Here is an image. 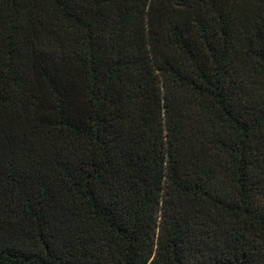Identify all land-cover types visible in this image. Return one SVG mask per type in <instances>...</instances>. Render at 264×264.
<instances>
[{"label": "trees", "instance_id": "obj_1", "mask_svg": "<svg viewBox=\"0 0 264 264\" xmlns=\"http://www.w3.org/2000/svg\"><path fill=\"white\" fill-rule=\"evenodd\" d=\"M0 148V264H264V0H0Z\"/></svg>", "mask_w": 264, "mask_h": 264}, {"label": "rangeland", "instance_id": "obj_2", "mask_svg": "<svg viewBox=\"0 0 264 264\" xmlns=\"http://www.w3.org/2000/svg\"><path fill=\"white\" fill-rule=\"evenodd\" d=\"M41 17H38L34 20L37 23L29 22V21L23 22L22 30L28 29L29 27L39 28L40 31L36 32L35 39H37V37L39 35L40 41L43 42L42 45H44L47 42L50 43V40H49L50 37L48 34H46V31H45V30H47L48 26L44 25ZM39 23H42L40 25H43V27L39 26ZM44 47H41V48L44 49L46 52H48ZM42 49L38 50V54H45V51ZM47 55L49 57L48 61H50L51 57H53V56L49 55V54H47ZM142 56H143V54H142V51L140 49H133V50L131 49L129 52V57H130L131 61H133L135 63H138L140 60H142ZM31 57H34V59L32 58L30 60H34L35 70L41 72V69L43 68V65H45V64H42L43 62H39L37 55H36V57L31 55ZM31 73L33 74L32 78L30 79L31 80V87L23 88V90H21V92H20L22 94L18 95V97L21 96L22 101L25 103L24 106L18 107V110L16 111V115H20V119H18V120L21 123H23L22 121H24V120L30 119V117H31L30 115L31 114L33 115V112L35 111L36 105L39 103V101L41 99H43L46 96V94H45L46 88H45L44 80L40 79L38 82L37 77H39L40 74H37L36 71L31 72ZM129 75H130L131 80L142 79L143 82H147L148 87H149L148 81L150 80V84H152L154 86V78H153V74H152L150 69L133 67V72ZM146 88H147V86H146ZM21 110H23V111H21ZM147 116L151 118V122H153V125H155L154 128L158 129L159 125L155 124L157 121L156 120L157 115L151 112V113H148ZM1 152H2V149L0 148V153Z\"/></svg>", "mask_w": 264, "mask_h": 264}]
</instances>
